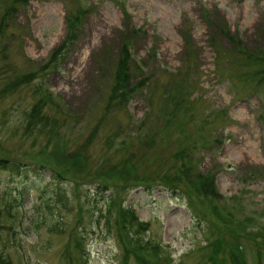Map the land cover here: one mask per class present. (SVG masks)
I'll list each match as a JSON object with an SVG mask.
<instances>
[{
	"label": "rangeland",
	"instance_id": "rangeland-1",
	"mask_svg": "<svg viewBox=\"0 0 264 264\" xmlns=\"http://www.w3.org/2000/svg\"><path fill=\"white\" fill-rule=\"evenodd\" d=\"M126 30L146 76L114 105ZM263 59L264 0H0L2 264H136L123 208L141 264H264Z\"/></svg>",
	"mask_w": 264,
	"mask_h": 264
},
{
	"label": "trees",
	"instance_id": "trees-1",
	"mask_svg": "<svg viewBox=\"0 0 264 264\" xmlns=\"http://www.w3.org/2000/svg\"><path fill=\"white\" fill-rule=\"evenodd\" d=\"M79 17H81V15L79 13H77L76 18H79ZM68 30H72V28L68 27ZM123 34H125L126 37L123 38V40L121 42V47L119 48V51H118V57H117L116 62L114 64L112 86L110 88L109 96H108V100H107L108 102H112L114 105L117 103H120V102L121 103L127 102L128 99L132 98L131 94H134L135 92H137L139 90L140 84L138 83V81L133 82L131 80V72L133 70L136 69L138 74L143 75V78H145V76H146V74L143 73L140 68L137 69L136 62H135L134 58L131 57V55H130L131 43H130V39H128L129 35H131L130 32L126 30ZM62 46L63 45H60V46H57L56 48H54L50 54V58L57 59L62 54V51L65 48V47L63 48ZM57 55H58V57H57ZM257 59L259 60L258 57H257ZM263 63H264V59H263ZM258 74H260V76L262 78H264V64L262 65L261 69L258 70ZM181 96L183 97V94ZM162 137L163 136H161L160 139ZM148 141L151 142V138H148ZM179 152H183L182 147H179L175 150V153H179ZM3 162H5V163H3ZM8 163H9V161H7L6 158L0 159V164L1 165L3 164L2 166H5L4 164H8ZM179 167H180V170L176 171L177 168H179ZM112 170H113V168H111L107 172L102 173V176L107 179V176H108L107 174L109 172H111ZM176 170H175L174 176L170 179V186H168L171 189L174 188L173 183L176 184L175 182L180 181V177H179L180 174H182L186 177L188 176L187 175L188 169L186 167L185 157H183L179 160V163L176 166ZM117 173H118V176H119L118 178H119L122 186H126V184L129 182V180L134 182V183L140 181L139 178L134 177L131 174H129L128 169H126V163L124 160H122L121 163H119V169H118ZM200 177L206 178L202 175H200ZM201 178H199L198 185L201 187V189H203V192L206 194H209V195H216L217 193L215 192L214 183H213L214 177H213L212 173L208 174V177L206 178L208 181H206V182L204 180H202ZM107 187L104 186V187L100 188V190L105 191L107 189ZM117 192H118V190H117V186H116L114 188L113 193L111 191L108 192L107 198H105V201L103 203L104 204L103 216H104L105 220H108L110 218L111 212L115 207L116 199H117V195H118ZM0 211H1V209H0ZM125 220L129 224L133 223L135 229L139 228L140 223L137 221V217L135 216V214L131 208H123L122 210L117 211V216L114 219V222L117 226H119V228H118L119 233H121L123 236H125L127 238V240H126L124 237V239H121V241H123L124 244H127V246H128L127 249L130 250V253L134 256V260H135L136 264H141V262H142L141 254L144 252V250L146 248L145 243L139 237L137 239L127 237L129 235V233H128L129 231H126V228L122 224L123 221H125ZM123 229H124V231H123ZM132 234H134V233H132ZM132 245H133V247H132ZM1 259H2V256L0 254V264L3 263ZM239 261L241 264H243L241 262V260H239Z\"/></svg>",
	"mask_w": 264,
	"mask_h": 264
}]
</instances>
